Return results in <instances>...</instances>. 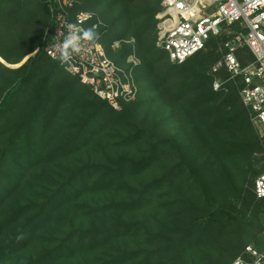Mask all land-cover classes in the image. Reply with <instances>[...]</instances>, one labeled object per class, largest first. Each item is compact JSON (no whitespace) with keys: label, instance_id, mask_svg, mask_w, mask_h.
I'll list each match as a JSON object with an SVG mask.
<instances>
[{"label":"trees","instance_id":"obj_1","mask_svg":"<svg viewBox=\"0 0 264 264\" xmlns=\"http://www.w3.org/2000/svg\"><path fill=\"white\" fill-rule=\"evenodd\" d=\"M161 2L76 0L111 59H140L118 110L45 53L47 0H0V264H233L264 249V136L240 81L215 90L210 72L228 36L171 62Z\"/></svg>","mask_w":264,"mask_h":264},{"label":"built area","instance_id":"obj_2","mask_svg":"<svg viewBox=\"0 0 264 264\" xmlns=\"http://www.w3.org/2000/svg\"><path fill=\"white\" fill-rule=\"evenodd\" d=\"M47 2L52 27L44 51L53 60H56L53 53L59 27L64 28L68 23H81L83 27L96 24L100 32L102 22L94 12L73 11L76 0ZM85 13L89 14L87 19L83 18ZM156 17V44L168 52L173 63H183L204 49L211 36H228L210 71L214 75L213 87L227 90V82L239 80L243 104L251 118L264 128V0H162V9ZM131 41L133 43L134 39ZM118 45L116 41L113 47ZM139 63L133 48L127 65H118L108 56L100 39L95 43L84 41L73 61L59 62L65 71L78 77L81 83L118 110L138 96L135 68ZM254 192L258 199H264V171L255 179ZM246 251L251 260L238 257L233 264H264V249L248 245Z\"/></svg>","mask_w":264,"mask_h":264},{"label":"clouds","instance_id":"obj_3","mask_svg":"<svg viewBox=\"0 0 264 264\" xmlns=\"http://www.w3.org/2000/svg\"><path fill=\"white\" fill-rule=\"evenodd\" d=\"M82 15L84 19L89 17L87 13ZM100 36L101 33L96 24L83 27L81 23H68L64 28L59 27L56 33L58 43L54 45L53 58L61 64H67L81 52L84 41L95 43Z\"/></svg>","mask_w":264,"mask_h":264},{"label":"rangeland","instance_id":"obj_4","mask_svg":"<svg viewBox=\"0 0 264 264\" xmlns=\"http://www.w3.org/2000/svg\"><path fill=\"white\" fill-rule=\"evenodd\" d=\"M161 5H162V2H161ZM157 18V17H156ZM222 46V45H221ZM220 51H221V47H220ZM0 60L1 61H3L4 62V60H2V58L0 57ZM171 61V60H170ZM172 62V61H171ZM6 63V62H5ZM7 64V63H6ZM8 65V64H7ZM20 64H17V65H9V66H11V67H18ZM239 95H240V92H239ZM240 98H241V96H240ZM250 118H251V115H250ZM251 121H252V123H253V125H254V127L258 130V132L260 133V135H261V137L262 136H264V128H263V126L262 125H260L259 123H257L256 121H254L252 118H251ZM262 154H258L257 156H259V157H262L261 156ZM264 157V156H263ZM263 163H264V161H262ZM263 233V232H262ZM263 235H264V233H263Z\"/></svg>","mask_w":264,"mask_h":264},{"label":"water","instance_id":"obj_5","mask_svg":"<svg viewBox=\"0 0 264 264\" xmlns=\"http://www.w3.org/2000/svg\"><path fill=\"white\" fill-rule=\"evenodd\" d=\"M31 55H32V54H31ZM31 55H29V56H31ZM29 56H28L26 59H24V60L22 61V63H20V65L23 64L24 62H26L27 59L29 58ZM20 65H19V66H20Z\"/></svg>","mask_w":264,"mask_h":264}]
</instances>
